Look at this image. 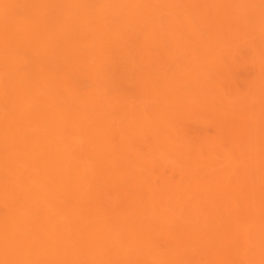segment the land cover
<instances>
[{
  "label": "bare ground",
  "instance_id": "1",
  "mask_svg": "<svg viewBox=\"0 0 264 264\" xmlns=\"http://www.w3.org/2000/svg\"><path fill=\"white\" fill-rule=\"evenodd\" d=\"M0 264H264V0H0Z\"/></svg>",
  "mask_w": 264,
  "mask_h": 264
}]
</instances>
